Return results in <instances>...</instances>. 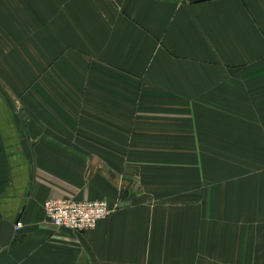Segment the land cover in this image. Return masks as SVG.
I'll return each mask as SVG.
<instances>
[{"label": "crops", "instance_id": "0c3cea01", "mask_svg": "<svg viewBox=\"0 0 264 264\" xmlns=\"http://www.w3.org/2000/svg\"><path fill=\"white\" fill-rule=\"evenodd\" d=\"M127 84L165 98L131 113ZM238 121L259 172L230 189H191L184 167L151 162L130 184L111 141L132 134L134 161L216 153ZM65 196L119 206L75 232L44 210ZM6 222L0 264H264V0H0V233Z\"/></svg>", "mask_w": 264, "mask_h": 264}, {"label": "rangeland", "instance_id": "374dc122", "mask_svg": "<svg viewBox=\"0 0 264 264\" xmlns=\"http://www.w3.org/2000/svg\"><path fill=\"white\" fill-rule=\"evenodd\" d=\"M135 75H125V77H131L133 78ZM137 78V75H136ZM137 81V80H136ZM133 84L129 85L127 84V89L123 90V93L125 94L126 99H131L133 103H135L134 111H131V113L137 112V108L139 109V113H146L150 111L151 107L149 106V100L150 99H164L165 96L160 97L159 95H164L162 91L156 92L152 90H144V89H133ZM113 92L117 93V91L111 90V94ZM168 92V99L172 103H170L171 107L173 104V97ZM159 96V97H158ZM138 103H145L146 105H139ZM164 103V102H163ZM164 108L160 107L159 109ZM227 111L228 107H225ZM172 112V108L170 110ZM229 116V115H227ZM237 123L238 128H233V123L229 122H223L222 130H221V137L219 139H211V138H205L207 140V151L213 150V144L214 141L216 145V153H205V154H197V153H188V154H181V153H174L169 155H163L164 158L160 157V154L154 155L153 157L149 158V154H140V157H137V159L134 161L132 158V155L129 153L130 148L133 146L134 138L131 136L132 134H128L125 138L121 139H111V141H115L116 143L118 140H120L121 146L124 148V152L126 153L124 155L127 168L132 169L131 167L135 166H144L151 163H158L159 168H163V171H159L160 174H175L180 175L181 168L184 167V174L188 176V181L190 183V188L193 189L199 188L202 190H207L209 186L212 187L213 185H216L218 187H222V189H230L233 183L236 180H239L241 182H245V179L248 175L254 172H259V170H252V163L251 162V155L248 154L246 151V129H245V123L240 122ZM129 130L132 129V126L134 125L133 122L130 123ZM213 124V123H212ZM212 128V127H211ZM217 132H219L217 129ZM130 132V131H129ZM206 135L212 134L214 132V129L211 130H205L204 131ZM220 142V143H219ZM220 145L221 148H218ZM209 147V150H208ZM122 148V149H123ZM178 149V148H177ZM192 149V148H191ZM217 150H220L219 153H217ZM114 156L117 157L118 153L117 150L114 152ZM158 156V157H155ZM262 155H259L261 158ZM167 162V163H163ZM260 162V161H259ZM168 163H174V165H166ZM186 165V166H185ZM164 167H172L173 169L165 170ZM174 175V176H175ZM127 176V177H126ZM124 177L128 180L130 184H133L137 180L136 172L135 170L127 171L124 173ZM165 181L164 178H161ZM197 182L200 183V185H197ZM144 187V186H143ZM138 186V190L143 188ZM161 187V186H157ZM164 188V186H162ZM175 189L173 192H179L180 190L176 189V185L174 186ZM133 188V185L127 186L125 189V192L128 193L129 189ZM147 188V187H146ZM242 189H245V186H242ZM122 192V193H121ZM120 194H123L124 191H121ZM223 192V190H222ZM121 196V195H120ZM115 202V201H114ZM111 203V205L117 206L118 203ZM114 204V205H113ZM119 206V205H118Z\"/></svg>", "mask_w": 264, "mask_h": 264}, {"label": "built area", "instance_id": "2783aa9c", "mask_svg": "<svg viewBox=\"0 0 264 264\" xmlns=\"http://www.w3.org/2000/svg\"><path fill=\"white\" fill-rule=\"evenodd\" d=\"M117 207L104 199L78 200L71 196L48 198L44 202L46 217L52 224L75 232L94 229ZM21 225L18 223L17 227Z\"/></svg>", "mask_w": 264, "mask_h": 264}, {"label": "water", "instance_id": "95a60500", "mask_svg": "<svg viewBox=\"0 0 264 264\" xmlns=\"http://www.w3.org/2000/svg\"><path fill=\"white\" fill-rule=\"evenodd\" d=\"M14 229H15L14 224H12L10 222H6L4 224L3 229L0 233V244L2 246H6L10 242V240L14 234Z\"/></svg>", "mask_w": 264, "mask_h": 264}]
</instances>
